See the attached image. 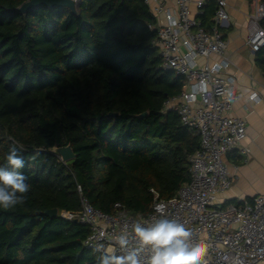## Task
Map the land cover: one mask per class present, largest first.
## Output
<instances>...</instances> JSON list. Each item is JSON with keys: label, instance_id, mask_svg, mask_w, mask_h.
Returning <instances> with one entry per match:
<instances>
[{"label": "trees", "instance_id": "trees-1", "mask_svg": "<svg viewBox=\"0 0 264 264\" xmlns=\"http://www.w3.org/2000/svg\"><path fill=\"white\" fill-rule=\"evenodd\" d=\"M28 1L0 0V167L15 147L30 186L23 204L0 208V264H96L88 226L44 213H78L84 197L146 215L151 190L168 200L190 182L201 138L164 112L185 80L163 68L144 0L18 12ZM216 6L206 0L207 28ZM255 54L264 74V47ZM69 145L76 158L64 163L52 149Z\"/></svg>", "mask_w": 264, "mask_h": 264}, {"label": "built area", "instance_id": "built-area-1", "mask_svg": "<svg viewBox=\"0 0 264 264\" xmlns=\"http://www.w3.org/2000/svg\"><path fill=\"white\" fill-rule=\"evenodd\" d=\"M144 2L156 18V24L148 28L157 33L154 45L163 59V68L185 80L181 94L165 102L164 112H176L182 125L201 138L200 148L190 160V182L168 200L160 199L151 190L154 202L146 215L134 217L121 204L115 205V214H108L94 208L84 197L80 212L58 215L89 227L86 249L93 250L98 243L118 248L115 236L125 227L130 229L134 221L159 218L156 207L163 204L164 215L195 229L194 239L206 246V264H264V195L239 204H218L219 194L232 185L225 156L247 138L246 121L231 115L239 95L234 91L236 77L226 74L231 62L226 57L227 41L222 28L229 21L228 0H216L210 28L201 19L205 0L196 2L195 8L190 0ZM263 20L264 0H253L247 45L254 53L264 47ZM253 94L255 100L251 99ZM253 94L250 100L261 101L257 93ZM243 153L250 152L245 149ZM78 190L81 192L80 187Z\"/></svg>", "mask_w": 264, "mask_h": 264}, {"label": "crops", "instance_id": "crops-1", "mask_svg": "<svg viewBox=\"0 0 264 264\" xmlns=\"http://www.w3.org/2000/svg\"><path fill=\"white\" fill-rule=\"evenodd\" d=\"M198 1L190 0L192 8ZM252 11L253 1L228 0L229 21L222 28L227 41L226 57L231 62L226 74L236 77L234 91L239 95L231 115L246 121L247 138L225 156L232 185L219 194V206L252 201L264 195V74L256 65V54L247 45L248 18ZM253 93L261 101L250 100ZM245 149L249 150L248 155L243 153Z\"/></svg>", "mask_w": 264, "mask_h": 264}, {"label": "clouds", "instance_id": "clouds-1", "mask_svg": "<svg viewBox=\"0 0 264 264\" xmlns=\"http://www.w3.org/2000/svg\"><path fill=\"white\" fill-rule=\"evenodd\" d=\"M5 159L6 167H0V208L9 209L25 202L30 186L20 171L25 160L18 150L10 148ZM163 209V204L157 205L160 216L152 222L134 221L130 229L125 227L114 237L118 248L96 244V264H206V246L194 239L195 229L167 217Z\"/></svg>", "mask_w": 264, "mask_h": 264}, {"label": "water", "instance_id": "water-1", "mask_svg": "<svg viewBox=\"0 0 264 264\" xmlns=\"http://www.w3.org/2000/svg\"><path fill=\"white\" fill-rule=\"evenodd\" d=\"M41 7H46L50 9L68 8L69 10L72 11L73 14H76L78 9V1L77 0H29L26 4L22 5L18 9V12L26 14L32 10ZM146 114L147 113H145L143 116H145ZM52 152L58 155L61 161L64 163L73 161L76 158V155L70 145L62 148H54L52 149ZM58 213L59 212L57 209H53L45 212L44 215L50 218H56L58 217Z\"/></svg>", "mask_w": 264, "mask_h": 264}, {"label": "rangeland", "instance_id": "rangeland-1", "mask_svg": "<svg viewBox=\"0 0 264 264\" xmlns=\"http://www.w3.org/2000/svg\"><path fill=\"white\" fill-rule=\"evenodd\" d=\"M78 1V0H77Z\"/></svg>", "mask_w": 264, "mask_h": 264}]
</instances>
